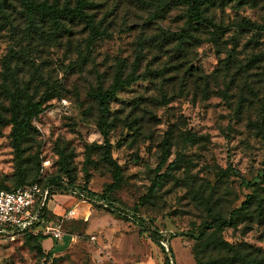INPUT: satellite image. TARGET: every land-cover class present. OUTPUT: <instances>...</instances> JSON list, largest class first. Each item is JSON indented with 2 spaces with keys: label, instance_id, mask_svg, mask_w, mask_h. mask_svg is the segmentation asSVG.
<instances>
[{
  "label": "rangeland",
  "instance_id": "374dc122",
  "mask_svg": "<svg viewBox=\"0 0 264 264\" xmlns=\"http://www.w3.org/2000/svg\"><path fill=\"white\" fill-rule=\"evenodd\" d=\"M35 1L73 8L78 0ZM87 2L95 38L83 19H63L56 31L38 16L29 22L19 0H0V189L63 175L98 201L55 196L54 204L77 208L63 222L64 235L0 236V264H51L54 257L57 264H166L169 255L173 264H231L223 242L241 244L250 260L263 258L264 0H209L208 22L191 24L186 0ZM120 65L124 76L140 78L108 103L110 152L121 169L112 187L94 93L111 85ZM29 99L42 109L16 150L11 120ZM165 137L169 156L159 172L181 161L150 194ZM229 165L239 176L226 173ZM247 195L249 207L232 225L207 228ZM101 199L136 212L148 231ZM153 229L169 255L151 240Z\"/></svg>",
  "mask_w": 264,
  "mask_h": 264
},
{
  "label": "trees",
  "instance_id": "16d2710c",
  "mask_svg": "<svg viewBox=\"0 0 264 264\" xmlns=\"http://www.w3.org/2000/svg\"><path fill=\"white\" fill-rule=\"evenodd\" d=\"M23 6L24 13L26 14L29 22L33 23L35 20V17L38 16L42 20L48 21L52 28L54 30H59L62 27H64L62 20L63 19H74L79 18L83 19L89 24L91 29V36L92 38H95L98 36V30L97 27L93 21V18L90 14L85 13V8L88 7L87 0H78L77 4L73 8L69 7H58L56 4H49L43 1H35V0H19ZM188 3V13H187V23L191 24L193 22L198 23H206L208 22V18L204 15V4L208 2L209 0H186ZM253 0H239L240 3H250ZM163 6L166 5V2H163ZM251 25V24H250ZM251 26H254L253 24ZM259 28L264 29V25L259 26ZM82 59L81 55L76 58V60L73 63L80 62ZM140 78L139 74H132L129 73L127 75H123V71L121 69V65L117 68L114 79L111 83V85L105 89H97L94 93L95 98L97 100L98 110H99V120H98V130L103 138V143L99 144L98 147L102 151V157L104 161L110 165L114 172V178L115 183L112 184V187H117L120 181V165L112 158L111 152H110V143H109V122H108V103L109 100L114 97L115 93L128 86L132 81ZM13 105L17 106V100L14 98L12 100ZM17 109V108H16ZM42 109V102L41 101H33L31 99L27 100L23 108L20 112L19 109L16 110L14 117L11 120L12 128L10 132V136L12 139L13 147L16 150H19V144L20 139L22 138L23 134L28 132L30 129H32V118L37 115ZM189 135V134H188ZM169 156V150H168V141L167 138H164L163 141V147H162V154L161 159L158 164V173L155 175L152 181V185L150 186L149 193H154V191L160 186L161 182L165 178V175L168 173L169 170L175 169L181 160L179 158L172 160L168 163L166 171L160 173L159 168L162 167L165 162L167 161V158ZM231 172L233 175L239 176L238 170L233 168L231 165H229L228 170H226V173ZM34 182H38L41 186L45 185H54L55 189L58 191H64L67 188H76L80 192H82L85 197L91 201V202H98L96 199V194L94 192L90 191L86 186H80L75 184L73 182V179L69 176H63V175H54L50 176L47 181L41 183L39 181H32V182H26V183H20L16 185L13 188L9 189H0V190H13L18 186H21L23 184H31ZM242 185H251V182L245 181L242 179L241 181ZM102 201H105L107 203L106 208L117 211L118 214H122L128 218H131L135 220V222L138 223L140 226V231L145 232L148 231L147 228H144L143 225H145L144 220L140 218V216L136 212H129L125 213L122 210H118L117 208L113 207V203L107 202L106 200L101 199ZM251 200V196L247 195L246 198L241 202V204L229 212V215L227 217H221V216H213L209 222H207V228H212L214 232L221 231L223 226H229L234 223V215L241 213L244 210H247L249 207V203ZM140 220V221H139ZM202 235V234H201ZM150 238L151 240L157 244L163 251L166 249L161 244V236L159 235L158 230L153 229L152 232H150ZM47 235H43L41 233H38L36 235L27 233L24 235L23 238L30 239L34 241H41L45 238H47ZM224 245L221 247V249L226 250L231 253V257L229 259V262L232 264L234 261L240 263V264H264V257L262 258H252L251 260L248 259L250 253L244 252V246L234 245L229 242H223ZM250 247L251 245L247 244ZM165 252L171 253V248H167ZM254 252L258 256H260V250L254 249ZM171 256L169 255V258ZM169 258L165 259L166 264H173V261H170ZM56 258H52L51 264H57ZM197 264H203L200 260L197 261Z\"/></svg>",
  "mask_w": 264,
  "mask_h": 264
},
{
  "label": "built area",
  "instance_id": "2783aa9c",
  "mask_svg": "<svg viewBox=\"0 0 264 264\" xmlns=\"http://www.w3.org/2000/svg\"><path fill=\"white\" fill-rule=\"evenodd\" d=\"M63 194L72 195L81 202H90L76 188L58 191L54 185L41 186L38 182L23 184L13 190H0V236L19 235L23 238L27 233H41L50 238H61L64 220L77 215L76 207L58 206V212L55 211L57 204L53 203V198ZM100 203L107 206L105 201Z\"/></svg>",
  "mask_w": 264,
  "mask_h": 264
},
{
  "label": "crops",
  "instance_id": "0c3cea01",
  "mask_svg": "<svg viewBox=\"0 0 264 264\" xmlns=\"http://www.w3.org/2000/svg\"><path fill=\"white\" fill-rule=\"evenodd\" d=\"M59 206H60V207H62L61 205H59ZM55 208H56V210H55V211H56V212H58V210H57V208H58V205H57V207H55Z\"/></svg>",
  "mask_w": 264,
  "mask_h": 264
}]
</instances>
